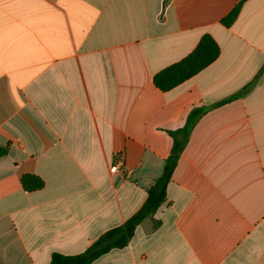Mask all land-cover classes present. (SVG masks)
<instances>
[{
  "label": "crops",
  "instance_id": "0c3cea01",
  "mask_svg": "<svg viewBox=\"0 0 264 264\" xmlns=\"http://www.w3.org/2000/svg\"><path fill=\"white\" fill-rule=\"evenodd\" d=\"M205 34L215 61L157 89ZM194 110L165 202L92 264H264V0H0V264L77 255L121 225Z\"/></svg>",
  "mask_w": 264,
  "mask_h": 264
},
{
  "label": "trees",
  "instance_id": "16d2710c",
  "mask_svg": "<svg viewBox=\"0 0 264 264\" xmlns=\"http://www.w3.org/2000/svg\"><path fill=\"white\" fill-rule=\"evenodd\" d=\"M241 4L242 2L238 3L221 20V23L225 27L231 26L236 20L241 9ZM219 51V47L212 37L206 34L203 35L195 48L187 56L157 72L152 78L153 85L162 92L175 88L214 62L219 55ZM250 87V84L245 86L239 95L246 93ZM199 114V110L192 111L181 129L169 132L172 138L170 154L164 162L162 174L148 188L147 196L139 209L121 225L100 234L83 252L77 255L54 253L50 257L49 264H92L111 250L126 247L136 227L142 221L151 217L162 203L165 202L166 185ZM5 154L6 149L0 147V157ZM20 184L25 192L36 191L44 186V182L33 175L22 176ZM155 226H157V223Z\"/></svg>",
  "mask_w": 264,
  "mask_h": 264
},
{
  "label": "built area",
  "instance_id": "2783aa9c",
  "mask_svg": "<svg viewBox=\"0 0 264 264\" xmlns=\"http://www.w3.org/2000/svg\"><path fill=\"white\" fill-rule=\"evenodd\" d=\"M121 160H122V157L119 155L118 160L116 161V163L109 168V172L110 173H115V172L118 171V166L120 165Z\"/></svg>",
  "mask_w": 264,
  "mask_h": 264
}]
</instances>
